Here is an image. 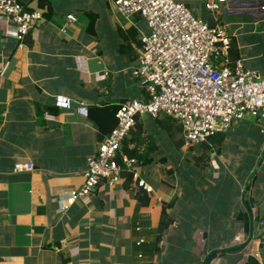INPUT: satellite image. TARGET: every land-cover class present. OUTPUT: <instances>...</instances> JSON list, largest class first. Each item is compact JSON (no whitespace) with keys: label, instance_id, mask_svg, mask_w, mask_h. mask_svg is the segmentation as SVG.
Returning a JSON list of instances; mask_svg holds the SVG:
<instances>
[{"label":"crops","instance_id":"obj_1","mask_svg":"<svg viewBox=\"0 0 264 264\" xmlns=\"http://www.w3.org/2000/svg\"><path fill=\"white\" fill-rule=\"evenodd\" d=\"M18 1L42 18L26 43L8 35L10 22L0 19V264H141L143 243L136 242L152 236L136 228L156 227L162 204L173 200L166 209L173 223L149 255L153 264H204L212 250L218 253L208 264H264V131L251 126L250 116L224 134L205 170L184 162L187 149H175L153 117H139L138 148H150V162L135 169L151 187L148 204L137 208L121 180H102L61 209L69 191L82 185L86 159L114 127L118 106L145 95L130 70L147 27L137 14L122 15L114 0ZM179 1L222 28L245 67L264 74V15L251 9L264 0ZM56 95L70 106H56ZM252 128L247 143L253 142L239 147L233 138ZM18 162L34 167L15 171ZM244 212L255 218L248 234L239 217Z\"/></svg>","mask_w":264,"mask_h":264},{"label":"built area","instance_id":"obj_2","mask_svg":"<svg viewBox=\"0 0 264 264\" xmlns=\"http://www.w3.org/2000/svg\"><path fill=\"white\" fill-rule=\"evenodd\" d=\"M114 5L124 16L137 14L147 27L130 70L145 95L118 106L114 127L86 159L82 185L69 191L61 209L90 195L102 180L109 185L120 180L121 166L132 172L139 187L151 192V187L136 176V158L122 151L139 117L165 114L173 118L181 128L185 149L217 133H227L246 116L264 131V74L245 67L239 58L231 61V40L222 28L209 25L179 0H114ZM251 9L256 16L264 15V4ZM41 18V12L24 8L18 0H0V19L10 22L6 33L17 40L30 33ZM66 18L74 20L72 14ZM54 103L61 108L70 106V100L62 95H56ZM76 110L86 111L84 106ZM33 167L32 162H18L14 170ZM259 224L264 229V221ZM241 241L234 237L235 243ZM141 242L142 238L137 244Z\"/></svg>","mask_w":264,"mask_h":264},{"label":"trees","instance_id":"obj_3","mask_svg":"<svg viewBox=\"0 0 264 264\" xmlns=\"http://www.w3.org/2000/svg\"><path fill=\"white\" fill-rule=\"evenodd\" d=\"M26 36L27 35L23 37L24 39L22 38L25 43H26L25 41ZM28 42L29 41H27V43ZM230 56L233 59H236L238 57V53L235 48V43L233 40H231ZM114 112L112 111V114H114ZM153 118H154L156 127L166 133L167 137L170 139L175 149H180V147L183 146V139H182V136L180 135L181 128L179 124L173 118L165 114H158L157 116ZM114 120L116 122L115 117H114ZM223 141H224V133H217L209 137L207 141L197 145L196 147L187 148L188 155L184 159V162L192 164L193 166L199 169H203V170L207 169L209 167V153L211 151L215 153H220ZM142 142H143V137L141 136L138 122H136L122 144V151L128 156L136 158L138 165L140 164L143 165L147 162H150V160L147 158L150 148L148 147L146 148V150H143L142 152H140L138 148V146ZM129 143H134L135 146L129 149L128 148ZM193 151H196L195 154L191 153ZM117 161L118 163L121 164V161L118 157H117ZM121 169H122L120 173L121 183L125 189L133 192V196L137 204L136 207L139 208L141 206H146L149 202V198L146 192L137 185V179L133 178V174L131 171H128L126 168H124V166H121ZM174 202L175 200L171 201L170 203L162 204L159 221L156 227L148 228V229L146 228V226L142 228L138 227L137 233H139V235L143 234V235L152 236L151 240L147 241V243L145 242V239H143V242H141L143 243L142 245L141 243H139L141 246H143V248L140 247L139 249L140 251H142V253H139L138 252L139 250L136 248L137 255L138 253L141 255V257L145 255L143 259L141 258L143 260L141 264H153L149 255H151L152 253L154 254L158 250V243L161 239L162 234L173 223V219L170 216V214L166 211V209H168L169 207H172ZM239 217H241V220L243 221V227L247 231V234H248L250 225L255 223V218L251 219L248 216L247 212L239 214ZM258 219L261 220L263 218L261 217ZM139 238H142V237H139ZM249 262L250 264H255L253 261H249Z\"/></svg>","mask_w":264,"mask_h":264},{"label":"rangeland","instance_id":"obj_4","mask_svg":"<svg viewBox=\"0 0 264 264\" xmlns=\"http://www.w3.org/2000/svg\"><path fill=\"white\" fill-rule=\"evenodd\" d=\"M261 44H262V42H261ZM263 44H264V42H263ZM255 124L256 123H253L251 126L252 127L253 126H256ZM256 131H257V128L255 129L254 132H253V128H252V131L246 132V134L244 132H242L243 135H237L235 138H233V141H235L238 144H240L241 146H239V147H244V148H245V146L248 147V144L253 142V141H250L249 140V142L247 143L248 138H249V136H255V132ZM158 133H159V136H160L159 139H163V140L165 139V142L166 143L169 142L168 139H167V137H166V135L162 131H158ZM166 139H167V141H166ZM251 147H253L252 144H251ZM233 148H235V147H233ZM236 149L237 148H235L234 151H236ZM239 151H240V149H237V153H239ZM172 152H173L172 150H170L168 147L165 146V148H164V153L165 154H172ZM184 157H185V155H184Z\"/></svg>","mask_w":264,"mask_h":264},{"label":"water","instance_id":"obj_5","mask_svg":"<svg viewBox=\"0 0 264 264\" xmlns=\"http://www.w3.org/2000/svg\"><path fill=\"white\" fill-rule=\"evenodd\" d=\"M246 205H247V203H246ZM248 209H249V208H248ZM243 246H244V244L242 243V244H240V245H238V246H236V247L229 248V251H237V250L241 249ZM217 253H218L217 250H212V251H210V252L206 255L205 259H204V264H208V263L211 261V259H212Z\"/></svg>","mask_w":264,"mask_h":264}]
</instances>
